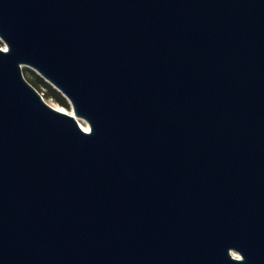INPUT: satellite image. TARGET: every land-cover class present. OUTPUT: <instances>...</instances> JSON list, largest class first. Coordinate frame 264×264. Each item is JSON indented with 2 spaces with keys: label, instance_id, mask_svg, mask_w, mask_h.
<instances>
[{
  "label": "water",
  "instance_id": "95a60500",
  "mask_svg": "<svg viewBox=\"0 0 264 264\" xmlns=\"http://www.w3.org/2000/svg\"><path fill=\"white\" fill-rule=\"evenodd\" d=\"M0 37V264H264V0H0Z\"/></svg>",
  "mask_w": 264,
  "mask_h": 264
},
{
  "label": "rangeland",
  "instance_id": "374dc122",
  "mask_svg": "<svg viewBox=\"0 0 264 264\" xmlns=\"http://www.w3.org/2000/svg\"><path fill=\"white\" fill-rule=\"evenodd\" d=\"M6 48V43L1 39L0 37V47H4ZM4 49V48H3ZM21 69H22V73L24 78L27 80L28 78H32L36 81H38L37 75L40 76L37 71L30 65L27 64H22L21 65ZM41 77V76H40ZM43 78V77H41ZM43 80L46 81V79L43 78ZM48 82V81H46ZM49 83V82H48ZM50 84V83H49ZM53 88H55L52 84H50ZM56 89V88H55ZM36 90L41 94V96L43 97V99L51 106H53L54 108L61 110V111H65V112H73L72 106L70 104V102L68 101V99L66 97H64L62 94V96L64 97L65 102H58L55 98L53 97H47L46 96V89L43 86H40L39 88H36ZM57 90V89H56ZM78 119H80L79 121L82 124H88V122L79 116H76ZM77 120V119H76ZM78 121V120H77ZM78 121V123H79Z\"/></svg>",
  "mask_w": 264,
  "mask_h": 264
},
{
  "label": "trees",
  "instance_id": "16d2710c",
  "mask_svg": "<svg viewBox=\"0 0 264 264\" xmlns=\"http://www.w3.org/2000/svg\"><path fill=\"white\" fill-rule=\"evenodd\" d=\"M38 81L28 78L27 81L35 88H39L40 86L45 87L46 89V96L47 97H53L55 98L58 102H65L64 97L61 95V93L53 88L48 82L43 80L40 76L37 75Z\"/></svg>",
  "mask_w": 264,
  "mask_h": 264
},
{
  "label": "bare ground",
  "instance_id": "6f19581e",
  "mask_svg": "<svg viewBox=\"0 0 264 264\" xmlns=\"http://www.w3.org/2000/svg\"><path fill=\"white\" fill-rule=\"evenodd\" d=\"M2 48L5 49V46L2 47ZM70 114H72V115H73L78 121L80 120V119H78V118L76 117V115L74 114V112H70ZM79 124L81 125V127H82L84 130H86V131L89 130V124H82L80 121H79ZM231 252H232V254H233L234 256H239V254H238L236 251H231Z\"/></svg>",
  "mask_w": 264,
  "mask_h": 264
}]
</instances>
